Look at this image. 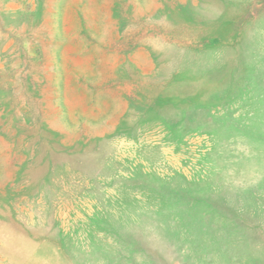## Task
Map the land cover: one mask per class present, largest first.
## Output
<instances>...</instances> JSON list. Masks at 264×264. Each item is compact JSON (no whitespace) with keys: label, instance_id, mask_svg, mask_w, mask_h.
Wrapping results in <instances>:
<instances>
[{"label":"rangeland","instance_id":"obj_1","mask_svg":"<svg viewBox=\"0 0 264 264\" xmlns=\"http://www.w3.org/2000/svg\"><path fill=\"white\" fill-rule=\"evenodd\" d=\"M0 264H264V0H0Z\"/></svg>","mask_w":264,"mask_h":264}]
</instances>
